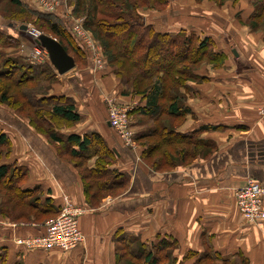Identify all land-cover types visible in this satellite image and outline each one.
Here are the masks:
<instances>
[{
	"label": "crops",
	"instance_id": "obj_1",
	"mask_svg": "<svg viewBox=\"0 0 264 264\" xmlns=\"http://www.w3.org/2000/svg\"><path fill=\"white\" fill-rule=\"evenodd\" d=\"M252 12V0H238L234 6L228 2L221 9L210 3L170 0L161 15L140 14L146 25L162 34L183 31L200 40L209 38L215 53L225 55L221 68H201L197 80L187 82L188 91L183 93L187 111L174 130L195 133L216 149L183 168L151 170L140 160L141 153L125 148L108 127L104 98L132 108L131 118L137 121L130 127L138 130L135 136L146 132L145 120H140L144 117L134 112L144 101L122 94L111 67L88 73L76 63L66 75H56L48 96L71 98L80 116L79 123L59 133L98 135L112 154L108 170L116 174L111 182L126 179L122 193H107L98 208L86 203L80 174L66 159L68 152L38 135L12 111L0 108V131L11 145L10 156L1 164L25 168L24 188L39 189L41 202L48 199L60 209L67 199L84 210L79 217L83 242L68 253L27 250L18 240L41 236V225L12 222L0 214V255L5 254L6 264H117L118 232L147 246L159 239L176 241L172 255L177 264H194L205 252L218 254L216 264H264V221L253 226L241 220L233 196L248 180L264 188V32L246 25ZM13 57L28 61L20 54ZM72 150L78 152L75 146ZM95 162L91 159L86 168H94Z\"/></svg>",
	"mask_w": 264,
	"mask_h": 264
},
{
	"label": "trees",
	"instance_id": "obj_2",
	"mask_svg": "<svg viewBox=\"0 0 264 264\" xmlns=\"http://www.w3.org/2000/svg\"><path fill=\"white\" fill-rule=\"evenodd\" d=\"M8 1L26 14L45 23L47 31L53 34L66 52L68 50L67 46L63 45V40L74 54L80 56L82 53L86 56L64 31L63 23L58 17L35 13L19 0ZM67 2L71 5L73 15L83 18L84 28L101 46L107 66L114 68L123 89L132 90L134 94H130L139 95L144 101L142 106L134 110L135 114H140L153 124L158 122L152 130L135 136L137 142L143 139L144 141L157 139L156 142H159L154 146H147L141 155L143 161L152 160L157 150L160 152L163 148L173 147L172 151L163 152L160 159H155L151 170L161 172L163 168L183 167L182 162L174 163L175 160H194L193 156L210 157L211 152L214 151L212 142L199 140L195 133L178 134L174 129L160 125V120L167 116L176 120L185 116L186 98L181 89L188 91L185 83L197 80L194 71L189 70L190 68L204 61L217 67V64L225 60L224 54L215 53L214 42L209 38L200 40L195 35H186L183 31L177 34H162L152 25H146L143 16L138 14L139 9L164 8L168 0H68ZM252 6L253 12L249 17L250 28L263 31L264 28L260 24L264 21V0H252ZM12 40L11 37L0 32V46L15 50L16 41L14 47L10 46ZM11 58L15 61L10 60ZM17 62L14 57L9 56V58L5 57L0 65V103L7 105L10 103V111L13 110L12 112L20 119H28V124L38 135L45 136L51 144L58 145L60 150H66L65 153L68 152L70 159H81L87 163L96 158L94 168H84L79 173L86 203L90 207L96 206V199L101 196L100 193L113 194L114 190L110 191L113 186H116L115 191L125 187V177L117 183L111 182L116 174L108 170V166L113 162L112 154L98 135L86 133L79 137L59 133L60 129L79 123L80 116L71 98L50 97L46 93L56 76L53 68L48 63L36 65L27 61L20 65ZM4 81L8 85L3 84ZM35 82L38 84L32 86ZM133 114L130 112L129 116ZM72 146L77 147L78 152L72 150ZM10 152V141L0 131V160L9 157ZM83 166L84 163L75 165V168L79 172ZM116 177H119L118 173ZM27 180L25 168L0 163V214L12 222L20 223L29 221V216L34 218L33 220L46 217L42 223L48 217H55L60 209L55 208L48 199L41 202L39 189L26 190L24 185ZM32 194L36 196L32 198ZM116 243L115 252L121 253L120 256L118 254L115 256L117 264L125 259L136 264H177L178 262L174 255L169 253L172 247L177 245L174 240L159 239L158 243L147 246L136 237L118 232ZM218 259L217 253L205 252L194 264H216ZM6 263L5 254L0 255V264Z\"/></svg>",
	"mask_w": 264,
	"mask_h": 264
},
{
	"label": "built area",
	"instance_id": "obj_3",
	"mask_svg": "<svg viewBox=\"0 0 264 264\" xmlns=\"http://www.w3.org/2000/svg\"><path fill=\"white\" fill-rule=\"evenodd\" d=\"M34 4L36 11L58 17L65 26L66 22L61 17L65 13L62 8L64 0H34ZM25 26L22 33L31 40L33 47L29 54V61L34 64H49L48 54L39 44L41 32L29 25ZM71 27H68L71 38L90 60L91 71L93 73L103 71L107 64L105 58H103L101 46L91 40V33L86 31L83 26L81 28L71 25ZM103 101L106 107L108 127L112 129L125 148L128 147L133 150L134 143L132 139L134 133L130 129L129 116L132 108L117 106L112 99L108 98H104ZM233 196L235 208L241 220L253 226L262 224L264 221V188L259 182L248 180L244 186L234 191ZM63 202L57 217L41 225L43 231L41 236L19 239L18 244L24 246L27 250H60L65 253L80 246L84 238L82 231L79 229V217L82 216L84 210L75 207L67 199H64Z\"/></svg>",
	"mask_w": 264,
	"mask_h": 264
},
{
	"label": "rangeland",
	"instance_id": "obj_4",
	"mask_svg": "<svg viewBox=\"0 0 264 264\" xmlns=\"http://www.w3.org/2000/svg\"><path fill=\"white\" fill-rule=\"evenodd\" d=\"M21 3H23V4H25V6L29 9V10H31V11H33V12H39V11H36L35 10V4H34V0H19ZM68 0H64V4L62 5V8H63V10H65V13L63 14V15H61V17L63 18V20H64V22H66V24H65V26H63L62 25V27H63V29H64V31H66L67 32V35L69 36V37H71V35H70V33H69V31H68V27H71V25H74V26H76V27H81L82 28V26H83V18H81V17H79V18H77V17H75L74 15H73V13H72V8H71V5L67 2ZM195 2L196 4H202L203 2L205 3V4H212L214 7H216L217 9H221V7L222 6H224L226 3L228 4V2H230L233 6L237 3V1L238 0H191V3L192 2ZM27 2V3H26ZM169 3H170V0H168V3H167V6H165L164 8H155V9H150V10H148V9H146V8H140L139 9V11H138V14H141V13H143V14H146V13H154V14H158V15H161L162 13H164V11L168 8V5H169ZM31 5V6H30ZM252 10H253V6H252ZM41 13V12H40ZM252 14V13H251ZM150 15H152V14H150ZM251 20V19H250ZM264 20V19H263ZM264 21L260 24L261 25V27L262 28H264ZM11 25V28L10 29H12V31L9 33V31H7V29H8V25ZM45 23H43L42 21H38L37 20V18H34L33 16H31V15H28V14H26L25 12H23L21 9H19V8H16L14 5H11L10 3H9V1L8 0H0V32H2L3 34H6V36L8 35V37H11L13 40L10 42V46L11 47H14V45H15V42L14 41H16V48H15V50H13V49H11L10 47L9 48H4V47H2V46H0V65L3 63V60H5V57H8L9 58V56L10 57H13L15 54H20V57L21 58H23V57H28V61H29V54H30V52H31V50H32V43H31V40L27 37V36H25V34L24 33H22V31L21 30H19L18 28L20 27V26H22V25H29V26H31V27H33L35 30H38L39 32H41V34L42 35H45V36H48V37H52V38H54L55 39V37L53 36V34H50L48 31H47V26H45L44 25ZM246 25H248V27H251L250 25H249V20L246 22ZM72 28V27H71ZM83 28H84V26H83ZM85 29V28H84ZM252 29V28H251ZM86 30V29H85ZM87 31V30H86ZM262 31V30H261ZM85 32V31H84ZM263 32H264V30H263ZM41 35V36H42ZM93 38V37H92ZM91 38V40L94 42H97L96 40H93ZM56 40V39H55ZM73 41V40H72ZM63 42V45L64 46H67V54L69 55V56H71L72 57V59H74V61H75V64L76 63H78V66H79V69H81V67H83V69L82 70H87V72L89 73V71L92 73V71H91V68H90V60L88 59V57L87 56H84L82 53H81V55L80 56H78V55H76V54H74L73 52H72V50L68 47V45L65 43V41L63 40L62 41ZM98 44V43H97ZM63 47V46H62ZM64 48V47H63ZM13 55V56H12ZM16 59V58H15ZM10 60H12L13 61V59L11 58ZM15 61V60H14ZM13 61V62H14ZM17 62V61H16ZM18 63V62H17ZM27 63V62H26ZM29 63L31 64V61H29ZM18 64H20L21 65V62H19ZM33 65V64H32ZM37 65V64H36ZM219 65V66H218ZM223 66V62L222 63H219V64H217V67H214L213 65H211V63H208V62H201V63H198L197 65H195L194 67H192V69L190 68L189 70H193L194 71V77L195 78H197L195 75H197L196 74V72L198 71V70H201V68H204V69H206L207 68V70H208V68L209 69H217V68H221ZM109 68V67H111L113 70V72H114V68L112 67V66H107L106 65V67L104 68V69H106V68ZM5 69H7V68H9V67H4ZM4 69V70H5ZM74 69V68H73ZM72 69V70H73ZM211 69V70H212ZM102 71V70H101ZM100 71V72H101ZM104 71V70H103ZM54 73L56 74V72L54 71ZM97 73H99V72H97ZM5 74V73H4ZM6 75V74H5ZM57 75V74H56ZM114 76H115V79L117 80V82L120 84L121 82H120V80L118 79V77L116 76V72H114ZM55 81H56V76L54 77V79H53V83H51L50 85L49 84H47V85H49L50 86V88H49V90H48V92H46L47 94H49V92L52 90L51 88L53 87V84L55 83ZM192 82V81H191ZM3 84H5V85H8V83L7 82H3ZM35 84H38L37 82H35V83H32V86H35ZM186 85H187V83H185ZM30 86V85H29ZM120 86H121V84H120ZM123 91H125V92H123ZM181 92L182 93H184V90L183 89H181ZM130 93H133L132 92V90H128V89H123V86H122V94L124 95H129ZM134 94V93H133ZM131 96H135L136 98H138L139 97V95L138 96H136V95H132V94H130ZM139 99L141 100V98L139 97ZM10 104V103H9ZM9 104L7 105V104H1L0 103V108H2L1 110H6V109H8L9 111H10V107H9ZM117 104V103H116ZM12 106V105H11ZM117 106H121V105H118L117 104ZM123 107V106H122ZM126 107H127V105H126ZM13 111V110H12ZM171 117H163L161 120H160V125H165L166 126V128L168 129V128H172V129H175V128H177L181 123H182V121H183V119H182V121L181 120H179V119H170ZM22 120H24V121H27L28 122V119H22ZM140 120H145V123H144V128H145V130L146 131H150V128H153L154 126H156V125H158V122L156 123H150L151 121L149 120V119H145V118H143V119H140ZM133 121H137L136 120V118H131V116H130V122H133ZM132 124V123H131ZM150 128H149V127ZM132 127H133V125L130 127V129H132ZM136 131H138V130H136V129H132V132L133 133H136ZM135 135L136 134H134V138L132 139V142L134 143V149H133V151L137 154V155H140V153H141V155L143 154V152H145V150L147 149V146H154V144H156V143H159V142H156L157 141V139L156 140H147V141H144V139L142 140V141H140V142H137L136 140H135ZM145 144V145H144ZM179 148H181V147H179ZM169 149V150H168ZM172 149H173V147H172ZM172 149L169 147V148H163L160 152L157 150V151H155V154H153L152 156L154 157L152 160H147V162H143L144 164H146V166H148L150 169H151V167L153 168V162L155 161V159H160L162 156V153L163 152H169V151H172ZM200 149V148H199ZM199 149L197 150L198 152H199ZM215 149H216V146L213 144V150L215 151ZM201 150V149H200ZM213 151V152H214ZM212 153V152H211ZM140 155V156H141ZM10 156V155H9ZM8 158V157H7ZM7 158H2L1 160H0V163H2L3 162V160L4 159H7ZM192 158H195L194 160H192V159H189V160H186V161H183V160H175L176 162H174V163H179V162H182L183 163V166H189V165H191L193 162H195V160H197V159H199V158H201L200 156L199 157H196V156H193ZM67 160H68V163H72L73 164V166H75V165H81L82 163H84V166H83V168H80V170H79V172L78 173H80V172H82L83 170H84V168H86V166H87V164H88V162L90 161H88L87 163L86 162H84L83 160H81V159H78V160H73V159H70V158H66ZM140 160H143L142 159V157H140ZM192 160V161H191ZM5 162V161H4ZM169 164V163H168ZM188 164V165H187ZM95 165V164H94ZM183 168L182 166H176V167H174V168H169V169H167V168H163V169H161L162 171L161 172H163V173H167V172H169V171H171V170H173V169H175V168ZM122 189L120 190V191H115V192H113V194H117V195H120L121 193H122ZM112 194V195H113ZM100 197L98 198V199H96L97 200V203H96V206H93V207H91V208H98V207H100V204L102 203V199L103 198H105L106 196H108V194H102V193H100ZM36 195L35 194H32V198H34ZM0 200H1V194H0ZM94 202H96V201H94ZM89 206V205H88ZM31 212V211H30ZM30 217V219H29V221H27V222H22V223H26V224H29V223H35V224H38V223H42V221H43V219H45L46 217H43V218H39L38 220H33L32 219V217L31 216H29ZM57 217V215L55 216V217H48L43 223H45V222H47V221H49V220H52V219H54V218H56ZM43 223H42V225H43ZM79 247V246H78ZM77 247V248H78ZM115 249H116V247H115ZM174 249H176V246H173L172 247V251L171 252H169V253H171V255H172V253H173V251H174ZM71 252V251H70ZM68 253V252H67ZM117 254H118V256H120V251L119 252H117ZM117 254H116V252H115V256H117ZM120 264H134L133 262H131V260H129V259H125V260H122L121 262H119ZM118 263V264H119ZM136 264V263H135ZM161 264V263H160Z\"/></svg>",
	"mask_w": 264,
	"mask_h": 264
},
{
	"label": "water",
	"instance_id": "obj_5",
	"mask_svg": "<svg viewBox=\"0 0 264 264\" xmlns=\"http://www.w3.org/2000/svg\"><path fill=\"white\" fill-rule=\"evenodd\" d=\"M25 27L22 25L20 29L23 31ZM39 44L48 54L49 65L59 76L66 75L75 67L74 59L54 38L42 35L39 38Z\"/></svg>",
	"mask_w": 264,
	"mask_h": 264
}]
</instances>
